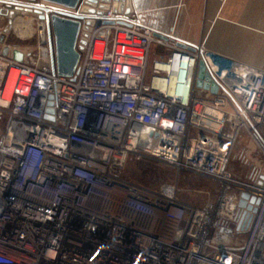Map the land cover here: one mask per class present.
<instances>
[{
    "label": "built area",
    "instance_id": "obj_1",
    "mask_svg": "<svg viewBox=\"0 0 264 264\" xmlns=\"http://www.w3.org/2000/svg\"><path fill=\"white\" fill-rule=\"evenodd\" d=\"M114 1L82 20L72 75L53 68L37 13L35 55L0 44V264H264V67ZM201 61L215 93L196 85ZM244 133L263 159L241 177ZM131 156L210 178L219 194L198 206L175 184L147 189L122 176Z\"/></svg>",
    "mask_w": 264,
    "mask_h": 264
},
{
    "label": "crops",
    "instance_id": "obj_2",
    "mask_svg": "<svg viewBox=\"0 0 264 264\" xmlns=\"http://www.w3.org/2000/svg\"><path fill=\"white\" fill-rule=\"evenodd\" d=\"M130 2L133 11L149 26L191 43H201L236 60L264 67V0ZM8 41L6 39L2 47L8 45ZM157 51L155 46L153 53Z\"/></svg>",
    "mask_w": 264,
    "mask_h": 264
},
{
    "label": "rangeland",
    "instance_id": "obj_3",
    "mask_svg": "<svg viewBox=\"0 0 264 264\" xmlns=\"http://www.w3.org/2000/svg\"><path fill=\"white\" fill-rule=\"evenodd\" d=\"M39 20L34 12H23L17 16L9 32H5L8 19H0V34H4L8 39V45L23 50H32L36 54L38 46ZM154 47L152 48V52ZM154 55L151 54L149 68L152 66ZM244 141L241 147L236 150L232 162V168L243 177L246 174L248 163L262 160V155L258 151L256 144L244 133ZM250 161V162H249ZM123 178L133 181L147 189L159 191L163 184H175L178 187L179 198L183 201L191 202L202 206L209 201H214L220 191V184L210 178H206L188 171H177L176 169L147 158H137L131 156L125 169L122 172Z\"/></svg>",
    "mask_w": 264,
    "mask_h": 264
},
{
    "label": "water",
    "instance_id": "obj_4",
    "mask_svg": "<svg viewBox=\"0 0 264 264\" xmlns=\"http://www.w3.org/2000/svg\"><path fill=\"white\" fill-rule=\"evenodd\" d=\"M110 1L111 0H0V2L6 3V7L0 9V16L8 17V25L5 28V32H9L14 19L20 16L24 11L39 14V17L44 19L47 23L50 35L53 68L61 75H72L79 60V53L76 47L82 20L87 17L88 13H95L98 4L100 8H107ZM46 3L53 4V6H49ZM130 3V0H127L126 4L114 1L113 7L115 10H125V12L128 13L133 11ZM80 4L81 7L79 8ZM87 23H89V21H87ZM5 41V35L1 34L0 44H4ZM10 51L11 47L9 45L4 48L5 53ZM13 54L16 59L22 60V52L14 50ZM198 76L199 78L196 82L198 87L210 89L214 93L217 91V85L211 81V76L206 70V65L203 61L200 62ZM203 79H206V82H204ZM248 196L249 195L246 193L243 194L244 198ZM252 200L254 201L255 198L253 197ZM241 205H245V200L241 201ZM254 210H256V208Z\"/></svg>",
    "mask_w": 264,
    "mask_h": 264
}]
</instances>
